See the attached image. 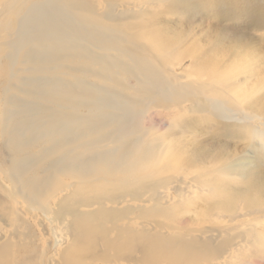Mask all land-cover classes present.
<instances>
[{
  "label": "bare ground",
  "instance_id": "obj_1",
  "mask_svg": "<svg viewBox=\"0 0 264 264\" xmlns=\"http://www.w3.org/2000/svg\"><path fill=\"white\" fill-rule=\"evenodd\" d=\"M0 264H264V0H0Z\"/></svg>",
  "mask_w": 264,
  "mask_h": 264
},
{
  "label": "rangeland",
  "instance_id": "obj_2",
  "mask_svg": "<svg viewBox=\"0 0 264 264\" xmlns=\"http://www.w3.org/2000/svg\"><path fill=\"white\" fill-rule=\"evenodd\" d=\"M0 143H1V139H0ZM0 146H1V144H0ZM1 156V155H0Z\"/></svg>",
  "mask_w": 264,
  "mask_h": 264
}]
</instances>
